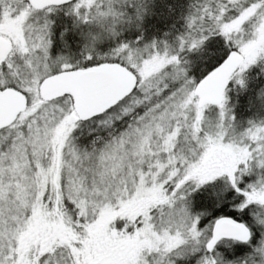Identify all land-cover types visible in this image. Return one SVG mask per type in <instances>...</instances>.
I'll return each instance as SVG.
<instances>
[{
  "label": "snow or ice",
  "instance_id": "1",
  "mask_svg": "<svg viewBox=\"0 0 264 264\" xmlns=\"http://www.w3.org/2000/svg\"><path fill=\"white\" fill-rule=\"evenodd\" d=\"M0 264H264V0H0Z\"/></svg>",
  "mask_w": 264,
  "mask_h": 264
}]
</instances>
